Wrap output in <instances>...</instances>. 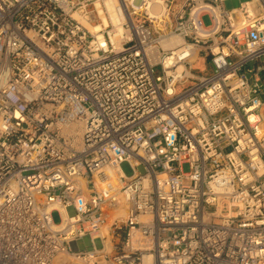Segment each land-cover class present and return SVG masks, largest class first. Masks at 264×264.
<instances>
[{
	"label": "built area",
	"instance_id": "built-area-1",
	"mask_svg": "<svg viewBox=\"0 0 264 264\" xmlns=\"http://www.w3.org/2000/svg\"><path fill=\"white\" fill-rule=\"evenodd\" d=\"M226 1L0 0V264H264V0Z\"/></svg>",
	"mask_w": 264,
	"mask_h": 264
},
{
	"label": "rangeland",
	"instance_id": "rangeland-1",
	"mask_svg": "<svg viewBox=\"0 0 264 264\" xmlns=\"http://www.w3.org/2000/svg\"><path fill=\"white\" fill-rule=\"evenodd\" d=\"M245 1H248V0H227V1L225 2V6H226L227 8H229V9H231V8H234V7L239 6L242 2H245ZM203 20H204V23H205L206 25H210V19H209L208 16H205V17L203 18ZM212 70H213V65H211V64H208V65H205L204 63H198V64H197V71L204 72V71H212ZM182 89H183V87H179L178 90L181 91ZM123 168H124V170H125L128 174L131 173V170H130V168H129V166H128L127 163H125V164L123 165ZM183 170H184L185 172H189V171L191 170V169H190V165H189L188 163H185V164L183 165ZM68 213H69L70 215L75 214V209H74L73 206H70V207L68 208ZM52 218H53V220H54L56 223H59V222L61 221V215H60V212L57 211V210L53 211V213H52ZM78 245H79V248H80L81 250L90 249V248L92 247V244H91V241H90V238H89V237H85V238L81 239V240L78 242ZM96 246H97V247H101V246H102V241H101L100 239H97V240H96ZM68 255H69V257L71 258L72 262L76 261V262H79V263L84 264L82 260H80V259L74 257L72 254H68ZM68 264H69V263H68Z\"/></svg>",
	"mask_w": 264,
	"mask_h": 264
},
{
	"label": "bare ground",
	"instance_id": "bare-ground-1",
	"mask_svg": "<svg viewBox=\"0 0 264 264\" xmlns=\"http://www.w3.org/2000/svg\"><path fill=\"white\" fill-rule=\"evenodd\" d=\"M114 1L110 2L108 1L107 5L110 9V11L112 13H114ZM115 18V17H114ZM116 20H117V17H116ZM106 21V20H105ZM82 264V263H79V262H72L71 258L69 257L68 253H64V254H59L58 256H56L53 264ZM84 263V262H83Z\"/></svg>",
	"mask_w": 264,
	"mask_h": 264
}]
</instances>
